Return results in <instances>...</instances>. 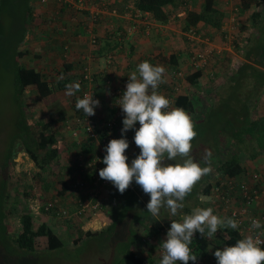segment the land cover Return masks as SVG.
I'll list each match as a JSON object with an SVG mask.
<instances>
[{
    "label": "trees",
    "instance_id": "trees-1",
    "mask_svg": "<svg viewBox=\"0 0 264 264\" xmlns=\"http://www.w3.org/2000/svg\"><path fill=\"white\" fill-rule=\"evenodd\" d=\"M56 1L59 2L58 0ZM95 3H97L98 10L94 12V14H90L89 10H82V12L86 16H90L93 22H99L102 19V14H104L102 10H104L107 6L108 8L106 9H109L111 6L110 0H95ZM242 3L243 6L250 5L249 1H243ZM257 3L263 8L253 14L254 21L249 28L248 33L243 37L244 40L238 42V48L244 55V61H241L242 64L240 66L232 69L229 76V81L231 80L234 83L237 82L236 79L239 78V85L241 87H243L241 83V80H244L243 77H250L252 79L254 85H252V88H249V90L244 94H249L251 89L255 95L252 96L250 106L247 103L244 105L245 107H248L246 111H235L236 109L230 105L231 103L227 99L228 97L225 101H223L224 92L219 99L217 98V91L209 102L207 101V96H205L201 90L199 91L200 98H194L191 95L184 93L180 94L175 101L176 106L185 109L191 115L195 123L197 136L192 141L191 156L196 162L201 163L202 166H206L204 164V158L206 152L211 151L212 171L202 177V179L195 185L191 194H189L183 201L184 208L178 211L177 216L170 215L169 210L166 208L161 209L158 217H153L150 213H148L146 205L150 200V196L145 194L135 181L132 182L131 186L123 194H121L118 189L113 186V184L104 186L105 191L103 192V197H105L110 203L107 207L106 214L110 218L111 223L107 226V228L100 231H84V233H82L79 237H82L83 240L78 238V246L81 242L88 238L94 237L95 235H103L106 230L113 227H120L124 222H128L130 226H132L133 231L129 236V244L122 255L123 262L124 264H149L152 260L144 257L143 254L136 249L137 243H141L144 235L151 233L157 235L160 231H162L164 226L169 223L171 224L172 220H180L184 214H190L192 208L194 207H212L214 209V214L226 217L224 214L218 213L217 207H215L214 204L209 203L210 206L206 204V199H208L207 196L212 195V188L214 187L215 180L219 178L243 177L246 174V167L243 163L244 157L245 159L247 158L253 160L255 163L264 162V115L254 117L252 110L255 106L253 105V98L258 97L256 93L258 94L261 91L262 96L264 92V0H259ZM136 7L138 8L139 13H148L150 20L159 23H167L173 20L178 17L179 12L183 11L187 19L186 30L195 29L198 33L199 26H201L200 24L206 23L214 30H221L224 26V22L228 19L226 17V9H221V7L224 8V6L220 5V0H203L200 10H197L194 7L190 8L188 0H137ZM10 12H13L15 17L12 16L9 17V19L13 18L17 21V25H19L17 32L19 35L16 37L15 55L12 60L15 65V97L20 115V128L18 130V135L16 136L18 144L15 146V149L12 148L10 150L6 160H3L1 168L4 170L6 169L9 160L16 156V151L18 150L17 147L22 146V149L39 168L36 175L40 178L44 177V175H48L50 179L49 182L53 183L57 196L68 197L73 194V192L82 191L83 186H76V184H78L76 180H79L80 178H82L81 183L85 180L90 181L89 187L92 189L93 187L97 188L92 178V174L95 172V169L93 167L85 168V166H80L79 160L82 159L87 162H92L93 159L96 158L103 160L105 154L98 153L96 155V151L87 146V143L81 145L77 149V154L75 152L76 161L72 162V168L69 172L63 173L60 164L61 150L55 129V125L59 123V119L53 117L50 118L48 122L42 121L38 124H36L37 122L31 123L30 117H28L25 111L24 94L26 88L30 86L36 87L39 98L45 104H50L58 99L57 92L59 89H67V85H74L75 82H72L70 76H65V79H61L60 83H57L55 86L40 71L32 67H27L21 62L25 52L20 50V44L23 42L26 31L29 26L32 25V22L37 23L38 21L35 17L33 19L32 6L28 3V1L25 5V9L23 10V14L19 13L21 12L19 7L15 8L13 6L6 9V14ZM3 13L4 9L2 8V1L0 0V43H3V35L8 36L7 30H9L8 28L10 25L13 26L15 22H8L6 23L7 25H5L3 23L5 22L3 18L8 17H5ZM238 13L239 12H237V15ZM189 40V38H186V44ZM237 40L239 39L237 38ZM244 41H246L245 44H243ZM176 42L179 41L176 40ZM174 54L175 55H173L171 63L177 65L179 55H176V53ZM192 56L193 54L189 55V58L184 63V66L181 67L187 69V72H189L187 80L192 85L198 87L199 80L204 75V69L197 71L191 70L190 60ZM67 67L71 68L70 66ZM85 73L84 70H82V72L78 74L79 79H83ZM94 78L97 79L96 77ZM252 82L250 84H252ZM230 83L231 82H229V84ZM229 84H225L224 90H228ZM162 85L163 83L160 84L159 87ZM221 86H224V83H222ZM159 87L158 91L161 89ZM81 88L83 89L82 91H84V88ZM95 93L98 94L97 91H95ZM76 111V116H78L76 121L79 124V120H85L86 115L82 110L76 109ZM92 118H95L100 126H103L104 121L106 120L105 118L102 119L97 115ZM81 126L82 125H80L79 129ZM118 129L119 128L116 123L113 133L117 139L120 138ZM135 129L132 130V133L128 132L126 136L130 144L127 150L135 145V133H133ZM81 134L84 138L87 137L85 134ZM101 135H103V133H101ZM88 140L94 141L90 138H88ZM92 143L93 142L89 143V145ZM135 151L136 154L140 153V149L138 147ZM175 162L176 161H170L169 163ZM85 184H87V188L88 183ZM8 185L9 178L6 174L1 179L0 189L1 236H5L6 238L9 237L10 239L15 238V242L20 249L33 252L35 251V239L40 236L48 235L49 249L55 251L61 250L64 247V242L61 238L51 228H48L45 223L37 225L34 220V215L31 213H24L21 216V225L16 229L15 237L14 235H11V231L9 229L10 225L7 223L8 214L6 212L5 204V198L8 196ZM91 190L87 191L90 195H92ZM200 196L205 197V201L203 203H201L199 199ZM84 197L85 195L79 196L81 199H79V202L83 203L82 200H84ZM110 207H113V211H109ZM56 208H59V206ZM100 208V211H104V206L101 205ZM66 218H71V216ZM128 228L129 227L126 225L125 229L127 231ZM226 233L229 234L228 238L225 237ZM239 239L240 236L233 229L220 228L211 238L206 235L203 237L199 232H197L190 247L193 254L197 258L215 257L214 252L218 248L222 249L225 246H233ZM119 258H121V256Z\"/></svg>",
    "mask_w": 264,
    "mask_h": 264
},
{
    "label": "rangeland",
    "instance_id": "rangeland-1",
    "mask_svg": "<svg viewBox=\"0 0 264 264\" xmlns=\"http://www.w3.org/2000/svg\"><path fill=\"white\" fill-rule=\"evenodd\" d=\"M1 1L2 8L4 9L3 14L5 17H8L3 18V20L5 21L3 23L7 25L6 23L15 21L13 26L9 24L12 28L7 26L9 27V30H7L8 36L3 35V43H0V189L1 179L4 175L7 174L9 178L8 196L5 198L6 212L8 214L7 223L10 225L9 229L11 231V235H14L15 237L16 229L21 225V216L24 213H31L32 215H34V220L36 221L37 225L45 223L48 228H51L61 238V240L64 242V247L58 251L50 250L48 235H44L35 239V251H25L17 246L15 238H6L5 236H1L0 234V264H124L122 255L126 250L127 245L129 244V236L133 231L132 226H130L128 222H124L120 227H113L109 230H106L103 235L100 234L98 236L95 235L94 237L88 238L81 242L79 246L77 245L78 238L80 237V235H82V233H84V231H100L107 228V226L111 223L110 218L106 214L107 207L110 203L105 197H103V192L105 191L104 187L99 188V190L93 187V190H91L92 188L89 187L90 181L85 180L86 182L84 181L83 184L80 185L79 183H81L82 180H76L80 186H83L82 191L74 192L75 195L73 194L68 197L57 196L53 183L49 182L50 179L48 175H44V177L42 178L36 175L39 170L38 168H36L35 163L31 160L28 154L23 151L22 146H20L17 150L18 152H20L19 155H17L14 159L9 160L6 169L4 170L1 168V166L3 165L2 162L3 160H6L10 150L12 148L15 149V146L18 144L16 136L18 135V130L20 128V115L15 97V65L13 64L12 60L15 55L16 37L17 35H19V33H17L19 25H17V21L13 18L9 19V17H15V15L13 12H10L11 14H6V9L12 6L15 8L19 7L21 9V12L19 13L23 14V10L25 9V5L27 4L28 0ZM230 1L231 6H229L228 8L229 12L226 13V17L228 19L224 22L223 33H220V30L219 32H217V30L214 31V29L209 27V25L206 23L200 24L201 26H199L198 34L201 36V38H198V40H196V42H198H195L194 44V41H192L187 36L188 30H186L185 24H181L180 21H177L176 24L173 23V25H169V27H161V31L162 29H165V31H172L171 27H178L177 36L174 39H170L179 41L176 42V48L179 49L177 64L179 67L184 66V63L189 58V55H192L194 51L204 50L205 48L212 49L211 56L204 68V75L199 80L198 87L192 85L187 80V76L189 74L187 73L186 76H184L185 79L183 81L181 80V94L185 93L191 95L194 98H200L199 91L201 90L205 94V96H207V101L209 102V100L214 97L216 91L218 93V99L225 93L223 96V101H225L228 97L227 99L231 103L229 104L232 105L234 109H236L235 111L245 112L248 107H245L244 105L247 103L250 106L252 96L255 95V93L252 92L251 89L249 94H244L249 90V88H252V85H254L252 79L250 77H243L244 80H241L243 87H241L239 85V78L236 77L237 82L234 83L231 80L229 81V76L232 69L240 66L242 64L241 61H244V55L238 48V42L244 40L243 37L248 33V30L254 21L253 14L260 11L263 7L258 5L257 2L259 0ZM243 1H249L250 5L243 6ZM192 3L195 9L200 10L203 0H193ZM235 12H239V18L232 20L231 16H234ZM56 22L57 21H51V24H54ZM186 38L190 39L187 44ZM237 38L239 40H237ZM245 43L246 41L243 42V44ZM20 47H22V51L29 49V47H27V42L25 41L20 44ZM169 49L172 48L169 47ZM45 56L51 64L52 59H50V56H48V54H46ZM25 61H27V57L26 59L25 57L21 59V62L23 64L25 63ZM162 65H164V68L166 69L165 72L167 76V80L165 84L163 83V85L164 87L170 88V90L168 91V93L163 94L164 89L167 88H164L162 85L159 87L161 88L159 92H161L162 95L166 96L169 101H173L175 99L176 93H174L171 87L173 81H175L172 77V71H174V69H176L178 66H167L166 62L162 63ZM52 66L54 65L51 64L50 67ZM53 69L54 70H51V73H49L48 75L55 74V70L57 72H60L56 68ZM83 70L88 72V75L92 77L93 80L90 82L83 81L81 85L85 84L86 88H92L94 91L98 92L96 85H94V77H96V73L94 72L92 67L86 65L83 67ZM228 81L231 83L229 84ZM251 82L252 84H250ZM222 83H224V86H221ZM225 84H229L228 90L226 89L227 91L224 90ZM85 85H82L84 87V90L86 89ZM25 93L27 94L26 105L28 106L27 112L28 117H30V121L31 118L33 122L40 121L45 117V115H48L50 111H57V104L60 103L59 96H57L58 99L55 102L41 105V102H39L40 100L38 98L37 91L35 93V91L31 90V87H29L26 89ZM61 93L63 94L64 98H67L68 92L66 89L61 90L59 94ZM97 95L99 96V93ZM256 95H258V97L253 98V105L255 106L252 110L253 116L259 117L264 115V92L262 96L261 91L258 94L256 93ZM29 97L31 98L30 104L28 101ZM76 97L81 96H79V93H77ZM98 100L100 101V99ZM31 104L33 105L30 107ZM171 107L177 106L176 104H172ZM101 109V106H98L96 108V113H100ZM29 114H33V116L31 117V115ZM97 116L101 117L102 119H109L106 118L108 115L103 117L101 114H98ZM76 118H78V116H76ZM76 124L81 125L82 122H79L78 124V122L76 121ZM118 125L119 124L117 123V126ZM76 133V137H78V134L80 133ZM83 138L84 137H82V135L78 137V139ZM77 149L78 148L74 147L73 151H77ZM135 149L137 150L136 144L130 147L129 150H126L125 154L128 156L129 165L131 164L132 160L139 155L136 154ZM74 157L75 155L72 159H74ZM243 160L246 166L251 167L248 169L249 173L254 170L255 166H259L258 164H260L253 162L251 159L250 160L252 163L247 162L245 157L243 158ZM262 170H264V168H262L261 171ZM85 183H88L87 188V184ZM89 190H91V193H97V196L93 197L89 194V192L87 193V191ZM81 195H85L84 200L82 201L83 203H89V207H87V209L84 210L82 214H78L76 212L77 208L81 206L80 204H83L79 202V199L81 198H79V196ZM207 197L208 199H206V204L210 206L209 203H211L214 204L215 207H217V197L213 195ZM47 201L56 203V205H58L59 207H66L70 211V213L73 214V216H71V218H65L61 216H55L54 213L45 211L42 204ZM101 205L104 206V211H100ZM109 211H113V207H110ZM90 214L92 215L90 217L94 216L98 218L100 220V223L103 224L93 225V229H91L90 226L92 222L88 220V215ZM126 225L129 227L128 231L125 229ZM170 227L171 224L169 223L168 225L164 226L162 231H160L157 235H154L152 233L147 234L148 236H155L154 243L151 247H145L144 249L142 242H139L136 245L137 251L143 254L144 257L149 258V260H156V250L158 248V245L164 239H166V234ZM79 239L83 240L82 237ZM120 256L121 258H119Z\"/></svg>",
    "mask_w": 264,
    "mask_h": 264
},
{
    "label": "clouds",
    "instance_id": "clouds-1",
    "mask_svg": "<svg viewBox=\"0 0 264 264\" xmlns=\"http://www.w3.org/2000/svg\"><path fill=\"white\" fill-rule=\"evenodd\" d=\"M165 71L162 65H153L145 60L129 75L125 90L116 103L124 115L121 138L111 139L106 145V155L102 160L106 167L99 170V177L111 182L121 194L135 181L150 196L146 209L153 217H158L162 208L177 216L195 185L212 171L211 151L206 152V166L191 156L192 141L197 136L191 115L183 108L170 107L169 99L158 92L159 85L165 82ZM66 88L68 95L72 96L80 90V84H69ZM99 105L100 101L88 93L82 98L77 97L75 103L76 109L82 110L87 117L94 116ZM137 123L140 127L135 129L134 141L140 153L129 165L125 154L130 146L126 133ZM258 165L254 169L264 168V162ZM244 166L248 174L251 167ZM199 199L201 203L205 201L203 196ZM251 227L259 229L261 224L252 219ZM220 228L236 230L239 221L214 214L212 207L192 208L190 214H184L180 220H172L166 239L159 246L162 250L159 264L196 261L198 258L190 247L195 234L199 232L203 237L211 238ZM262 245L264 240L259 236L247 235L233 246L218 248L214 256L217 264H264Z\"/></svg>",
    "mask_w": 264,
    "mask_h": 264
},
{
    "label": "crops",
    "instance_id": "crops-1",
    "mask_svg": "<svg viewBox=\"0 0 264 264\" xmlns=\"http://www.w3.org/2000/svg\"><path fill=\"white\" fill-rule=\"evenodd\" d=\"M188 1L189 7L193 8V0L192 2L191 0ZM136 2L137 0H110L111 6L109 9H106L107 6L102 10L104 12L102 19L99 22H93L90 16H86L71 3L63 4L61 2L60 4V2L54 0H28V3L32 6L33 19L35 17L38 22H32L27 30L28 32L26 31V39H23V42H27V47H29V49L24 50L23 57L25 59L27 57L24 65L40 71L55 86L60 83L61 79H65V76H70L72 82L79 83L78 74L83 70V66L89 65L92 67L97 78H94V85H96L99 93L97 99H100L102 108L99 114L103 117L108 115L106 118L114 119L119 124V130L123 127L124 115L122 109L116 103H118V98L125 90L129 75L137 69L138 64L145 60L150 61L153 65H162L164 62L167 63V66L175 65L171 61L173 55H175L174 53L179 55V49L176 48V40L171 39L177 36L178 27H171L172 31L162 29L163 32L161 27H169L173 23L176 24L177 21H180L181 24L184 23L187 27V19L183 11L178 13L177 18L167 23H159L150 20L148 13H139ZM220 5L224 6V8L221 7L222 10L226 9L229 12L228 8L231 6V1L222 0L221 2L220 0ZM97 10L98 8L94 6L89 9L90 14H94ZM238 18L237 12L234 13V16H231L232 20ZM51 21L57 22L51 24ZM217 32H219L218 29ZM222 32H224V26L220 30V33ZM91 35L93 37L95 35L97 38L96 43L92 44ZM169 47L172 49H169ZM21 49L22 47H20ZM46 54L50 56V59H52L51 64L54 66L50 67L51 64L46 59ZM162 66L164 67V65ZM53 68L60 72L55 70V74L48 75L51 70H54ZM164 79L166 82L167 76ZM31 90L36 93V87H31ZM61 90L63 89H59L57 92L60 98L57 111H50L44 118L39 119L40 121L34 122H37L36 124L42 121L48 122L53 117L59 119L55 129L61 150V170L64 173L69 172L72 168V162L76 161V156L72 159L75 155L73 152L77 154V151H73L74 147L78 148L87 143V146L93 148L97 155L102 153V144L92 138L90 139L94 141H89V137L78 139L82 135L81 133L78 137L74 135L80 127L76 124V94L79 93L82 98L85 90L82 91L83 89L80 87L75 95H68L67 98H64L62 93L59 94ZM169 90L170 88L164 89L163 94L168 93ZM159 93L161 94V92ZM24 96L25 111L27 112V94L25 93ZM178 96L179 94L175 95V100ZM30 99L29 97V104ZM39 100L41 105H45L40 98ZM29 115L33 116V114ZM31 123H33L32 118ZM139 127L140 125L137 123L135 128L138 129ZM132 130L128 132L132 133ZM119 132L121 138V131ZM91 142L93 143L90 146L89 143ZM16 153H18L17 156L20 152L16 151ZM36 168L38 167L36 166ZM79 180H82V178ZM73 194L75 195L74 192ZM91 194L93 197L97 196L96 193ZM90 216L92 215H88V220L92 222L91 229H93V225L103 224L100 223L98 218ZM178 264L180 263L178 262Z\"/></svg>",
    "mask_w": 264,
    "mask_h": 264
},
{
    "label": "built area",
    "instance_id": "built-area-1",
    "mask_svg": "<svg viewBox=\"0 0 264 264\" xmlns=\"http://www.w3.org/2000/svg\"><path fill=\"white\" fill-rule=\"evenodd\" d=\"M45 1V0H44ZM64 3H71L75 5V7L79 10H89L91 7H97V3L95 0H58ZM187 36L194 41V44L198 38L201 36L195 29H189L187 32ZM91 42L96 43V37L91 35ZM198 42V41H197ZM196 42V43H197ZM193 44V43H192ZM193 44V45H194ZM212 49L205 48L204 50H198L193 52V56L190 60L191 70L197 71L200 69H204L206 64L209 61L211 56ZM86 71H84L85 73ZM187 69L180 67L174 69L172 72V77L175 81H173L172 89L174 93L181 94L182 82L187 74ZM89 73H85L84 78L79 79V83L83 81H92L93 78L88 75ZM166 76V72L164 73V77ZM88 93L90 95H94V99H97V94L92 88H86L83 95ZM170 105L175 104V99L170 101ZM170 106V107H171ZM98 115V112L95 113L94 116L85 117V120H79L82 122V126L80 129L76 130V132L83 133L85 136L95 139L100 142L102 153L106 155V145L109 141L115 138L114 128L116 125V121L114 119H106L104 121V125L100 126L96 119L92 118ZM101 130V131H100ZM74 133L76 136L77 133ZM103 133V135H101ZM79 136V134H78ZM80 166H85V168L93 167L95 172L92 174V178L94 184L97 186V190L99 188L112 185L111 182L103 180L99 177V170L106 167L102 163L101 159H93L92 162H87L82 159L79 160ZM80 185L83 183H79ZM76 184V186H79ZM97 194V193H96ZM212 195L217 198V211L218 213L224 214L226 217H231L239 221V228L234 230L240 236V239L247 236H259L261 240H264V170L254 169L251 173L246 174L243 178H219L215 180L214 187L212 188ZM93 196V195H92ZM43 208L47 212L54 213L55 216L61 217H69L71 216L70 211L65 207H58L56 203H52L47 201L42 204ZM89 207V203H83L79 208H77V213L82 214L84 210ZM252 219H256L260 222L261 227L259 229H252L251 221ZM153 235H146L142 238V245L145 247H151L154 243ZM225 237L228 238L229 234L226 233ZM156 250V260H152L149 264H159L162 250L159 247ZM264 246V245H262ZM189 264H217V260L215 257L208 258H198L196 261H190Z\"/></svg>",
    "mask_w": 264,
    "mask_h": 264
}]
</instances>
